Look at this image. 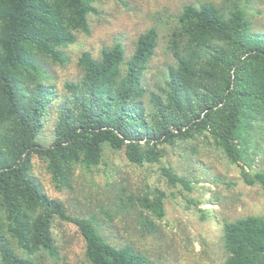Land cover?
Listing matches in <instances>:
<instances>
[{
    "label": "trees",
    "instance_id": "1",
    "mask_svg": "<svg viewBox=\"0 0 264 264\" xmlns=\"http://www.w3.org/2000/svg\"><path fill=\"white\" fill-rule=\"evenodd\" d=\"M98 1L0 0V264L54 258L59 222L76 229L89 264H162L132 244L109 243L102 221L71 218L42 191L34 165L66 194L77 170H101L113 193L108 224L132 218L140 237H166L156 224L164 218L159 184L189 192L192 180L236 185L206 158H223L237 181L264 196V30L253 21L262 0L182 5L164 33L146 28L129 50L119 41L95 56L81 52L76 79L57 88L51 68H64L67 49L90 35ZM47 123L52 142L42 146ZM129 167L138 172L136 190ZM207 204L230 207L219 198ZM220 231L221 264H264V216L222 220Z\"/></svg>",
    "mask_w": 264,
    "mask_h": 264
},
{
    "label": "rangeland",
    "instance_id": "2",
    "mask_svg": "<svg viewBox=\"0 0 264 264\" xmlns=\"http://www.w3.org/2000/svg\"><path fill=\"white\" fill-rule=\"evenodd\" d=\"M218 0H99L96 8L98 15L90 18L91 33L80 35L75 45L67 49L69 63L64 68H51L54 82L60 88L63 81L76 79L79 70L77 58L83 51H91L93 56L104 46H113L122 42L129 50L130 41L146 28L156 26L165 32V23L169 22L182 5L200 3H216ZM257 13H253L254 26L264 30V0L255 5ZM159 48V52H160ZM159 67V63L153 64ZM39 142L47 146L52 142L51 123L45 124ZM202 156V154H201ZM112 160L119 163L118 157ZM215 160V159H214ZM212 158L203 160L215 175L231 179L234 186H215L213 183H195L191 181L192 190L179 188L174 191L162 183L164 196V218L156 221L165 238L156 236L140 237L134 230L132 218L114 216L108 224L105 212L114 215L111 207L112 190L104 185L101 170L84 175L77 170L73 191L57 193L48 180V175L40 165H34L33 174L37 177L42 191L49 197L65 204L67 214L71 218L94 217L103 222L99 227L106 240L117 247L132 244L139 252L147 254L156 263L162 264H221L223 247L221 243L220 222L254 214L264 216V196L258 187H248L237 181V171L229 166L223 158L214 161ZM213 163V165H210ZM172 164L180 175H185L178 165L176 157ZM196 170V165H192ZM127 168L134 182L128 187L136 190L138 187V172ZM126 176V174H125ZM200 178V177H198ZM157 186V185H155ZM158 187V186H157ZM215 194V197H214ZM219 198L229 207L223 210L219 205H209L207 200ZM218 210L208 214L205 210ZM101 226V225H100ZM56 256H44L45 264H89L84 258L82 240L68 222H59L53 229Z\"/></svg>",
    "mask_w": 264,
    "mask_h": 264
}]
</instances>
